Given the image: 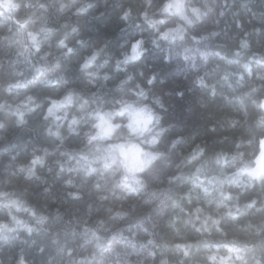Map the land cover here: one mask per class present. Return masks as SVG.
<instances>
[{
	"label": "clouds",
	"instance_id": "1",
	"mask_svg": "<svg viewBox=\"0 0 264 264\" xmlns=\"http://www.w3.org/2000/svg\"><path fill=\"white\" fill-rule=\"evenodd\" d=\"M0 264H264V0H0Z\"/></svg>",
	"mask_w": 264,
	"mask_h": 264
}]
</instances>
